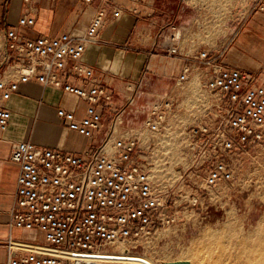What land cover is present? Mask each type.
Here are the masks:
<instances>
[{
  "label": "built area",
  "instance_id": "1",
  "mask_svg": "<svg viewBox=\"0 0 264 264\" xmlns=\"http://www.w3.org/2000/svg\"><path fill=\"white\" fill-rule=\"evenodd\" d=\"M21 1L27 12L4 33L0 143L5 140L12 119L8 102L21 85L36 82L86 104L82 117L63 107L58 108L57 116L70 131L92 140V144L81 154L41 147L30 141L11 144V161L20 166V174L10 226L40 234L42 239L9 238L7 264H95L108 246L152 238L176 221L169 204L175 190L155 187L140 140L130 135L136 127L159 132L173 103L163 95L155 100L145 97L150 70L146 68L135 83H126L125 102L116 107L115 91L83 62L88 46L99 43L107 20L106 7L114 10L116 19L121 17L115 0H74L81 14L96 6L87 30L35 38L21 36L19 29L35 26L39 0ZM126 1L136 7L137 14L141 13L139 9H151L155 3ZM255 11L264 13L263 0L257 1ZM238 30L239 27L230 38ZM176 31L172 25L160 45L168 57L179 59L182 64L176 83L185 84L193 73L204 69L207 87L217 100L212 105V122L190 130L194 160L181 170L180 176L188 179L204 171L205 185L213 189L231 178L234 157L264 142V67L249 73L217 64L218 59L207 50L183 53L181 35ZM14 73L18 77H13Z\"/></svg>",
  "mask_w": 264,
  "mask_h": 264
},
{
  "label": "rangeland",
  "instance_id": "2",
  "mask_svg": "<svg viewBox=\"0 0 264 264\" xmlns=\"http://www.w3.org/2000/svg\"><path fill=\"white\" fill-rule=\"evenodd\" d=\"M11 1L0 0V62L5 51L2 20L9 13L7 8ZM184 1L182 4V0H155L154 11L150 15L142 16L140 13L137 17L144 21L142 24L146 28V38H149V26L156 23L154 29L150 28L153 35L165 17L164 34L167 36L174 25L176 32L181 35L182 52L195 54L222 48L240 22L254 12L258 0ZM193 22L196 29L192 32L188 28ZM145 43L148 49L145 68L151 69L150 60L158 62L163 59V50L160 49L163 37ZM201 71L193 73L185 84H177L175 80L169 84L166 79L163 80V88L160 87L159 93L169 97L173 106L159 132H148L136 125L133 134L130 133L140 140V147L157 188L161 184H167L168 188L175 191L181 188L179 185L187 179L186 176H180L181 170L194 160V138L190 130L193 126L210 122L212 117V105L217 100L209 91ZM231 168V178L210 189V197L214 201L211 200L208 206L206 204L204 210L181 216L174 211L176 221L173 225L158 230L149 239L140 238L108 246L106 251L97 256L99 260L95 264H167L178 261L201 264L210 259L211 245L208 241L205 243L208 232L220 235L219 244H224L234 252L243 243L244 234H253L264 224V142L248 153L234 157ZM193 181L199 184L198 177H194ZM217 256L216 252L211 258L215 260Z\"/></svg>",
  "mask_w": 264,
  "mask_h": 264
},
{
  "label": "crops",
  "instance_id": "3",
  "mask_svg": "<svg viewBox=\"0 0 264 264\" xmlns=\"http://www.w3.org/2000/svg\"><path fill=\"white\" fill-rule=\"evenodd\" d=\"M115 1L121 10V17L116 19L113 16L114 10L106 7L107 20L100 32L99 43L88 46L83 62L93 67L102 83L115 91L114 105L121 107L127 95L126 83H135L146 69L148 49L145 42L155 41L164 36V32L160 36L159 34L166 26L164 21L166 18L160 21V27L153 35L150 28L154 29L156 23L150 25L149 38H146V28L142 24L144 21L137 17L140 14L135 12L136 7L132 3H126V0ZM36 7L35 26L31 29H19L21 36L35 38L60 36L74 29L85 31L96 12L95 6L81 14V9L74 0H39ZM139 10L142 16H148L154 11L153 8ZM7 11L9 13L2 20L3 35L9 26L17 25L19 16L27 12V7L21 0H13ZM195 29L196 25L193 22L188 30L193 32ZM152 36L154 37L151 38ZM3 41L5 43L4 38ZM152 46L153 44L151 48ZM211 57L217 58V64L226 68L249 73L259 72L264 67V13L255 11L247 16L239 26L236 36L230 38L222 48L211 52ZM150 64L152 67L146 76L145 97L155 100L162 96L159 91L160 87L163 88V80L166 79L172 84L182 64L179 59L168 57L164 51L162 60L158 62L150 60ZM201 73L206 78L207 85L206 70L202 69ZM13 77H18V73H14ZM7 106L11 110L12 119L5 140L0 143V264L8 263L10 253L6 243L9 238L27 241L42 239L40 234L12 229L10 226L20 174V166L11 161V144L30 141L41 147L70 154H81L92 144V140L70 131L57 116L60 107L74 111L77 117L84 115L86 104L73 95L30 82L20 86L19 92L12 97ZM210 118L208 123L212 122V117ZM194 177L199 178V184L193 181ZM205 178L206 174L202 171L186 179L181 188L175 191L173 198H170V211L172 213L177 211L180 216L186 213L196 214L197 211L204 210L211 200L214 201L213 197H210V189L205 185ZM160 186L166 188L167 184ZM194 199L198 200L197 205Z\"/></svg>",
  "mask_w": 264,
  "mask_h": 264
},
{
  "label": "bare ground",
  "instance_id": "4",
  "mask_svg": "<svg viewBox=\"0 0 264 264\" xmlns=\"http://www.w3.org/2000/svg\"><path fill=\"white\" fill-rule=\"evenodd\" d=\"M258 228L259 229L253 234L251 233L250 235H247L243 233V243H240L238 247L235 248L234 252L230 251L228 247L224 246V244H219L218 240L220 239H218V237L220 235L218 236L217 234H214V232H208L205 235V243L208 241L211 245L210 259L208 258V262L207 260L206 262L205 260L201 262L202 256L200 259L201 264H264V231H262V229H264V224H261ZM222 240L223 239H221V242ZM216 252L218 253V256L213 260V258H211L212 254H215ZM196 254L197 253H195V255Z\"/></svg>",
  "mask_w": 264,
  "mask_h": 264
},
{
  "label": "water",
  "instance_id": "5",
  "mask_svg": "<svg viewBox=\"0 0 264 264\" xmlns=\"http://www.w3.org/2000/svg\"><path fill=\"white\" fill-rule=\"evenodd\" d=\"M167 264H191L189 261H178L175 263H167Z\"/></svg>",
  "mask_w": 264,
  "mask_h": 264
},
{
  "label": "clouds",
  "instance_id": "6",
  "mask_svg": "<svg viewBox=\"0 0 264 264\" xmlns=\"http://www.w3.org/2000/svg\"><path fill=\"white\" fill-rule=\"evenodd\" d=\"M262 231H264V229H262Z\"/></svg>",
  "mask_w": 264,
  "mask_h": 264
}]
</instances>
